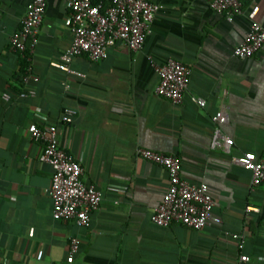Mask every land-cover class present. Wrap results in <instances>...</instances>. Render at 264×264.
<instances>
[{
    "label": "crops",
    "instance_id": "0c3cea01",
    "mask_svg": "<svg viewBox=\"0 0 264 264\" xmlns=\"http://www.w3.org/2000/svg\"><path fill=\"white\" fill-rule=\"evenodd\" d=\"M30 1L0 0V261L264 264V184L254 185L252 172L236 161L264 153V46L248 59L233 53L250 29L253 4L264 22V0H245L233 21L211 0H152L159 8L140 50L117 42L99 61L74 56L69 70L56 66L73 40L68 4L47 0L37 45L27 51L33 74L24 81L26 61L10 38ZM169 58L191 70L179 103L156 93L160 76L152 63ZM27 90L35 94L21 95ZM67 108L78 113L64 124ZM220 110L224 123L213 120ZM34 123L57 125L61 146L101 191L89 226L53 217L54 169L40 160L44 144L31 136ZM217 127L234 140L230 147H213ZM140 148L177 155L182 177L209 185L221 222L203 229L156 225L151 216L169 174L142 158ZM73 237L80 245L69 262ZM242 254L250 259L242 262Z\"/></svg>",
    "mask_w": 264,
    "mask_h": 264
},
{
    "label": "built area",
    "instance_id": "2783aa9c",
    "mask_svg": "<svg viewBox=\"0 0 264 264\" xmlns=\"http://www.w3.org/2000/svg\"><path fill=\"white\" fill-rule=\"evenodd\" d=\"M66 1L73 40L62 56L63 62L56 64L62 70H69L68 63L77 55L86 54L93 61L106 58L109 47L117 42L127 45L133 51L140 50L146 41L150 23L159 8L152 0ZM244 1L211 0L210 6L214 11L224 14L229 21H233L235 15L242 12ZM46 8L47 0H31L27 5L21 27L11 35V49L27 58V61H30L28 49L32 53L37 45L38 31ZM259 8L258 4H253L249 13L250 29L234 48L233 53L238 58H251L264 46V22L257 19ZM152 64L160 76L156 93L174 103L181 102L189 86L191 73L189 66L176 58H169L162 64L154 62ZM32 74V66L29 64L23 80L27 81ZM26 94L34 95L35 90L21 92V95ZM4 98L9 100L11 95L5 92ZM193 100L200 106L206 105V100L202 97H193ZM77 113L76 109L67 108L60 120L64 124L72 123ZM213 120L216 123H224L227 121V115L220 110L213 116ZM30 132L35 140L44 144L40 160L50 164L54 169L49 190L53 199V217L73 220L79 226H89L94 212L100 208L101 191L95 184L83 178L84 168L81 163L61 146L56 124L42 128L38 123H34L30 127ZM233 143L232 138L223 135L220 128H216L213 147H230ZM138 153L145 160L166 168L169 174V186L151 216L156 225L167 227L172 223H180L189 228L203 229L207 225L221 222V218L214 213L215 200L209 185L205 181L191 182L182 177V163L177 155L149 148H140ZM236 161L252 172L254 185L264 184V153L258 155L255 152H246ZM235 235L241 238L242 246L243 236ZM79 245V239L73 237L69 247V262L73 261ZM240 259L246 262L250 258L242 254ZM0 264L11 263L0 261Z\"/></svg>",
    "mask_w": 264,
    "mask_h": 264
},
{
    "label": "trees",
    "instance_id": "16d2710c",
    "mask_svg": "<svg viewBox=\"0 0 264 264\" xmlns=\"http://www.w3.org/2000/svg\"><path fill=\"white\" fill-rule=\"evenodd\" d=\"M94 1H96V0H94ZM24 60L26 62H25V69L23 71H24V73H26L27 72V68H28L27 58L24 57Z\"/></svg>",
    "mask_w": 264,
    "mask_h": 264
}]
</instances>
